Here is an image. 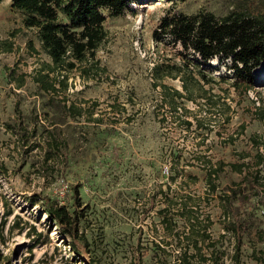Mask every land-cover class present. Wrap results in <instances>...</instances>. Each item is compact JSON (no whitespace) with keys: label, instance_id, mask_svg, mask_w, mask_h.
I'll use <instances>...</instances> for the list:
<instances>
[{"label":"rangeland","instance_id":"374dc122","mask_svg":"<svg viewBox=\"0 0 264 264\" xmlns=\"http://www.w3.org/2000/svg\"><path fill=\"white\" fill-rule=\"evenodd\" d=\"M232 2L136 0L125 14L108 17V40L97 52L105 73L85 79L79 71L71 72L66 93L101 121L69 118L61 131L68 141V158L45 161L46 143L25 145L20 124L23 121L30 132L37 126L32 142L42 138L43 125L50 126L45 118L48 95L39 92L31 77L49 57L29 46L32 40L40 49L12 0L1 1L0 264H90L82 252L71 249L69 238L42 209L46 196L81 214L88 255L98 264H173L180 250L164 229L162 209L172 200L178 204L186 199L198 202L201 230L207 228V243L215 244L204 245L201 253L190 249L189 254L234 264L236 236L229 226L239 220L246 226L241 264L256 263V254L264 250L259 235L264 231V169L259 175L253 165L254 154H264V63L255 70V87L244 95L232 84V68L217 58L205 65L218 78L210 85L213 91L225 96L231 107L229 121L221 112L212 121L207 118L203 128L190 114L183 117L193 122L187 127L170 113L152 72L157 62L180 49L171 37L155 34L168 10L207 9L222 15ZM3 41L11 42L13 49H1ZM14 72L26 75L23 87L17 88L10 78ZM164 81L181 88L178 78ZM182 101L189 110L199 109L197 102ZM240 154L250 155L241 159ZM206 160L225 164L214 180L215 191L207 181ZM234 161L248 162L254 172L245 178L230 166ZM74 186L79 202L70 191ZM173 213L171 209L166 214L178 222L180 232L187 224Z\"/></svg>","mask_w":264,"mask_h":264},{"label":"trees","instance_id":"16d2710c","mask_svg":"<svg viewBox=\"0 0 264 264\" xmlns=\"http://www.w3.org/2000/svg\"><path fill=\"white\" fill-rule=\"evenodd\" d=\"M1 1L3 0L0 3ZM133 1L136 0H12V6L23 14L24 26L34 31L40 43V49L32 40H29V46L36 53L43 52L49 57V60L41 61L31 77L39 92L48 95L45 118L52 127L43 125L42 138L38 142H32L34 137L37 138V126L30 132L27 126H22L23 121L20 124L23 127L20 131L21 137L27 140L25 145L35 143L30 145L34 147L46 143L45 161L53 159L54 156L68 158V141L62 137L61 131L63 125L68 124L69 118L84 116L90 121H101L93 116V111L87 113V108L70 100L66 94L69 90L70 73L77 70L85 79H97L105 73L106 67L101 65L97 52L108 40L107 18L125 14ZM159 29L155 31L156 36L165 34L175 44L180 45V49L173 56H166L153 67L154 83L162 88V104L168 106L170 113L187 127L193 125L191 120L183 118L188 117V114L195 117L198 128L204 127L207 118L212 121V117L221 115V112L226 116L225 120L229 121L228 111L231 105L225 101V96L213 91L210 85L216 83L218 78L208 72L205 65L217 58L232 68L235 78L232 84L241 95L255 87V70L264 63V0H233L229 11L222 15L207 9L195 13L168 10L159 23ZM1 43V49H13L11 42ZM10 75L17 82V88L26 84L25 74L16 76L14 72ZM167 77L180 79L181 88L167 84L164 81ZM182 100L197 102L199 109L195 112L189 110ZM203 112L208 116H199ZM240 155L244 159L250 154ZM254 158L253 165L257 166L256 172L260 175L264 169V154L257 151ZM224 165L222 162L213 163L210 160H206L204 164L208 184L214 191V180L219 177ZM230 166L244 173L245 178L249 177L248 173L252 169L244 161L231 162ZM71 190L74 201L79 202L77 186L70 187ZM172 202L162 209V222L164 229L176 238L179 246L177 249L180 254L176 256L173 264H219L218 257L204 254L198 257L195 253H188L190 249L201 253L204 245L215 247L214 242L207 243V228L201 230L204 225L201 226L198 202L188 199L178 204L173 200ZM175 203L177 207L174 209ZM229 204H232L231 199ZM41 207L69 238L71 249L82 252L90 264H98L88 255L89 242L80 230L81 214L77 210L70 211L65 204L48 196L44 198ZM171 209L174 210V215L185 220L187 225H184V230L179 232L176 229L178 222L166 214ZM229 227L236 236L234 264H241L242 236L246 226L238 220ZM259 235L264 242V231ZM183 240L187 241L184 246ZM2 259L0 248V261ZM256 259L255 264H264V250L259 255L256 254Z\"/></svg>","mask_w":264,"mask_h":264},{"label":"bare ground","instance_id":"6f19581e","mask_svg":"<svg viewBox=\"0 0 264 264\" xmlns=\"http://www.w3.org/2000/svg\"><path fill=\"white\" fill-rule=\"evenodd\" d=\"M264 75V74H263ZM263 78H264V76H263Z\"/></svg>","mask_w":264,"mask_h":264}]
</instances>
